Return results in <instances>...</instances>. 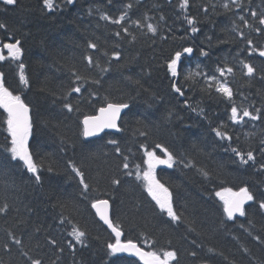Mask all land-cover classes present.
<instances>
[{
  "label": "trees",
  "instance_id": "obj_1",
  "mask_svg": "<svg viewBox=\"0 0 264 264\" xmlns=\"http://www.w3.org/2000/svg\"><path fill=\"white\" fill-rule=\"evenodd\" d=\"M225 3L231 0H188V7L181 9L180 0H53V8L48 9L44 0H16L13 5L0 0V24L6 25L0 28V50L6 57L0 61V73L5 86L31 107L35 125L29 151L41 177L38 183L5 150L10 138L6 114L0 109V207L8 205L0 212V264H27L21 248L9 240V231L24 242L23 250H30L29 255L42 258L44 264L54 260L56 264H141L136 258L110 253L107 245L115 243V236L91 208L95 199L109 200L111 219L121 227L123 241L145 251L175 250L179 264H264V212L259 209V201L264 200V170L259 167L264 163L260 152L264 57L259 55L264 34L243 27L239 17L252 22L250 11L234 5L225 9ZM240 3L243 9L264 10V0ZM128 4L132 8L122 24L130 34L100 18H118ZM185 17L195 19L196 33ZM137 20L142 26L133 23ZM149 23L157 26L155 35L147 32ZM233 27L253 40L254 51ZM16 40L21 42L22 55L13 61L3 45ZM90 42L97 48H89ZM184 48L193 51L185 53ZM176 52L181 57L173 76L168 63ZM21 63L27 86L19 81ZM244 63L255 68L252 76L246 75ZM226 67L233 72L220 76L218 69ZM73 73L81 79L77 81ZM211 77L227 81L233 91L231 101L216 91ZM77 86L80 93L65 100ZM66 102L72 104V112L63 107ZM108 103L129 105L120 130L85 140L84 117ZM233 104L247 107L259 118L245 117L234 124ZM213 129L227 132L231 140L217 137ZM157 144L174 155L172 167L155 164L153 175L172 194L174 210L183 213L180 223L172 222L145 189V153L165 158ZM234 147L253 151L255 162L241 164L231 151ZM69 161L84 172L90 185L87 193ZM113 179L120 184L113 185ZM241 187H247L255 199L246 204V216L227 220L216 193ZM73 227L86 233L83 244L69 235ZM53 239L63 252L49 243ZM193 240L201 247L196 248ZM192 250L197 257L188 255Z\"/></svg>",
  "mask_w": 264,
  "mask_h": 264
},
{
  "label": "snow or ice",
  "instance_id": "obj_2",
  "mask_svg": "<svg viewBox=\"0 0 264 264\" xmlns=\"http://www.w3.org/2000/svg\"><path fill=\"white\" fill-rule=\"evenodd\" d=\"M3 2L7 5H13L16 3V0H3ZM73 0H68V3H72ZM44 5L48 9L53 8V0H44ZM236 8H240L242 11H250L252 22H250L245 16L241 15L239 17L240 21L243 24L244 28H247L251 31H255L258 34H264V10L257 12L251 9H243L240 3V0H231V4L225 3L223 7L225 9H230L232 6ZM179 7L181 9H185L188 7V0H180ZM132 8V4H128L125 6V11L118 17V18H111L108 15H101V19L105 21H109L110 23L119 25L123 32L126 34L129 33V28L125 27L122 24L127 17V9ZM205 11H207L205 9ZM147 19V17H145ZM163 19V17H161ZM187 23L192 26L195 24V19L191 17H185ZM258 21V26H256V22ZM138 27L142 26L141 21L137 20L134 21ZM147 32L152 33L155 35L157 33V26L149 23L146 25ZM0 28H6V25L0 24ZM198 29L195 26L191 27V32L196 33ZM233 31L237 33V35L246 40L247 45L253 51V40L246 37L243 31H239L237 27H233ZM117 36H120V32L116 33ZM133 40L136 39L135 36L132 37ZM88 47L91 49H96L97 45L95 43H89ZM3 49L7 50L8 59L13 61L19 60L22 55V48L21 42L16 40L14 43H5L3 45ZM183 51L185 53H191L193 51L192 48H184ZM202 55H207L206 52H202ZM259 55L264 57V48L259 50ZM113 56L115 58H119V53L114 52ZM181 57L180 52H176L174 58L168 63V69L173 76L176 73V65ZM6 57L3 54V51L0 50V61L5 60ZM89 65L93 64L92 57L86 58ZM99 67V64L96 65ZM24 64L21 63L19 65L20 74H19V81L22 85L27 86L28 80L24 75ZM244 69H246V75L252 76L255 72V68L247 63L243 64ZM101 71H107V69H101ZM220 76H225L226 74H231L233 72L232 67H226L218 69ZM76 80H80L81 77L76 73H73ZM3 74L0 73V109L3 110V113L6 114V119L4 120V124L6 126L7 137L10 138L7 140V144L5 146V150L10 153L11 159L13 161L22 162V165L29 173H32L35 176L36 181L39 183L41 177L37 174L38 173V166L33 159L31 152L29 151V137L32 135L34 131L35 120L30 115L31 107L20 95H14L12 91H10L3 82ZM215 84H216V91L221 93L223 96L228 98L231 101L233 97V91L231 87L228 85L227 81H218L215 80V77H211ZM173 89L177 92H180V89L176 87V84L173 83ZM81 87L77 86L71 88L70 92L64 97L67 100L68 95L71 93H80ZM182 94V93H181ZM63 107L67 109L69 112L73 111V106L71 103H64ZM128 108L127 103H108L106 107L99 108L98 112L99 115L95 116H85L82 124H83V131L82 135L84 137L93 136L96 133L104 130V129H117L119 131L117 120L120 118L121 112L123 109ZM257 112L260 110L257 109ZM242 113V114H241ZM245 117L250 118L251 120H257L259 117L253 115L247 107L238 108L233 104L231 107V121L235 123H240L243 121ZM217 137L221 139L231 140V137L228 135L227 132L221 131L219 129H213ZM143 134V133H142ZM110 143L115 144L116 141H109ZM261 144L264 145V140L261 141ZM157 148H160L161 151L164 153L165 158H159L155 152H146L145 155L147 156L146 163L148 165V170L143 173V179L145 181V189L147 194L151 197L153 201H155L156 206L162 212H166L170 220L174 223H180L183 220V213H177L173 207V200L172 194L169 192L168 188H166L163 184L159 183L153 175V169L155 164H166L168 167H172L174 163V155L169 152L166 148H163L161 145L157 144ZM117 153H120V148H116ZM231 151L239 158L241 164H248L250 161L255 162V156L253 155V151L249 150L246 153L242 152L239 148H231ZM260 152L264 154V147L260 148ZM246 157V158H245ZM127 161V157L124 158ZM186 167L188 165H185ZM68 167L71 171L75 174L76 177L79 178V184L82 186V190L84 193L89 191L90 185L86 182L85 174L73 162H68ZM123 167L125 169L128 168V163L125 162ZM261 170H264V163L259 165ZM49 171H52L50 168ZM202 175L205 177L208 176V173L201 170ZM127 175H131V173H126ZM137 180L141 179L139 170L136 174ZM113 185H119V179H113L111 181ZM227 193V195H225ZM216 195L223 201V213L226 216L227 220H233L234 217L238 214L239 216L243 217L246 216V208L245 205L249 201H253L255 199L254 195L249 191L247 187H241L238 191L233 192L232 189L226 188L223 189L222 192H217ZM8 208V205L5 204L3 207H0V212H5ZM91 208L95 210L96 216L99 217V220L103 221L107 228L111 230V232L115 236V243H109L107 245L108 249L110 250L111 254L119 253V252H131L133 255L138 256L139 259L143 262V264H173V261L176 264H179L178 253L175 250H168V249H156L153 251H143L141 248L137 247L135 243L132 241H128L127 243H121V227L114 223L113 220L109 216V200L107 199H95L91 202ZM259 209L264 212V200L259 201ZM251 223V221H249ZM243 226V225H241ZM39 231V229H37ZM189 231H195L194 228H190ZM245 231H248L245 229ZM69 235L75 240L78 244L84 243V237L86 233L84 231L79 230L76 227L72 228V231ZM249 235L251 233L249 232ZM7 236L9 240L19 246L21 248L20 254L24 257H27V264H44V260L42 258H37L29 255V251H25L24 249V242L17 238L14 232H7ZM253 239L260 240L259 236L253 237ZM49 243L53 246H57L60 252H63L64 249L57 245L56 240H50ZM195 244L196 248H200L201 245L197 244L195 240L192 241ZM69 248H72V244L68 245ZM4 248L6 250H10V245L8 243L4 244ZM209 252H213L212 248L208 249ZM188 255L191 257H197L198 253L195 250L189 251ZM57 260H59V256H57ZM51 264H56V261H52Z\"/></svg>",
  "mask_w": 264,
  "mask_h": 264
},
{
  "label": "water",
  "instance_id": "obj_3",
  "mask_svg": "<svg viewBox=\"0 0 264 264\" xmlns=\"http://www.w3.org/2000/svg\"><path fill=\"white\" fill-rule=\"evenodd\" d=\"M107 106V104L105 105V106H103V107H106ZM128 108H129V105H128ZM128 108H126V109H123L122 110V112H121V115H120V118L117 120V125H118V128H119V122H120V119H121V117L123 116V114L126 112V110L128 109ZM30 115H31V113H30ZM95 115H99V112L97 111L96 112V114H94V115H90V116H95ZM83 125V124H82ZM119 130H120V128H119ZM118 130L117 129H104V130H102V131H100V132H98V133H96L95 135H93V136H89V137H84V139H86V140H90V139H93V138H98V137H100L101 135H103L104 133H106V132H117ZM93 211H94V213H95V210L93 209ZM96 215V214H95ZM109 216H110V218H111V204H110V202H109ZM237 217H241V216H239L238 214L236 215ZM235 216V217H236ZM98 219H99V217L98 216H96ZM101 221V220H100ZM102 223H103V221H101ZM104 224V223H103ZM105 225V224H104ZM106 227H107V225H105ZM110 230V229H109ZM111 231V230H110ZM121 240H122V235H121ZM121 243H125V242H122L121 241ZM136 244V243H135ZM137 245V244H136ZM137 247H139L138 245H137ZM139 248H141V247H139ZM143 251H145L143 248H141ZM116 255H118V256H127V257H131V258H136V259H138L140 262H141V264H143V262L139 259V257L138 256H135V255H133L131 252H119V253H115Z\"/></svg>",
  "mask_w": 264,
  "mask_h": 264
},
{
  "label": "rangeland",
  "instance_id": "obj_4",
  "mask_svg": "<svg viewBox=\"0 0 264 264\" xmlns=\"http://www.w3.org/2000/svg\"><path fill=\"white\" fill-rule=\"evenodd\" d=\"M225 195H227V193H225Z\"/></svg>",
  "mask_w": 264,
  "mask_h": 264
}]
</instances>
